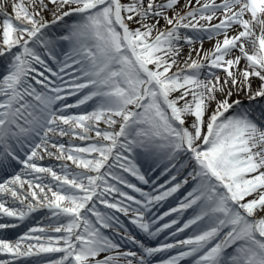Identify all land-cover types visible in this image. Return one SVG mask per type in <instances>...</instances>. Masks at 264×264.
<instances>
[{
  "label": "snow or ice",
  "instance_id": "obj_1",
  "mask_svg": "<svg viewBox=\"0 0 264 264\" xmlns=\"http://www.w3.org/2000/svg\"><path fill=\"white\" fill-rule=\"evenodd\" d=\"M0 172V264H264V0H0Z\"/></svg>",
  "mask_w": 264,
  "mask_h": 264
},
{
  "label": "rangeland",
  "instance_id": "obj_2",
  "mask_svg": "<svg viewBox=\"0 0 264 264\" xmlns=\"http://www.w3.org/2000/svg\"><path fill=\"white\" fill-rule=\"evenodd\" d=\"M186 51H187V49H186ZM70 102H72V101H70ZM63 139L66 141L68 138L65 137ZM74 143L82 144L83 142L74 141ZM41 163L44 166H54L55 167L59 162L55 161L54 158L45 157L44 160L41 161ZM8 174L9 175L10 174H14V172L11 170L10 173H8ZM5 178H7L6 175H4L3 179H5ZM144 187H145V190H148V186H144ZM169 206H174V201L170 200L168 203L162 204L159 207H160L161 211H166ZM98 208L101 211L105 210L103 205H99L98 204ZM49 216H50V214L47 212V210H41V211H39L37 213L32 214V216L29 217V219L27 221L22 222L20 227L14 228V229L0 230V234L5 235L9 239H15L18 235H21L23 232L27 231V229L29 227H33V226L46 227V226H48V224L50 223V220L48 219ZM121 218L124 219L123 216H121ZM6 220L10 221L11 218L0 217V222H5ZM165 222H167V219L165 220ZM165 236H167V230L157 240H152L151 244L154 246L156 243H158L160 241H163L165 239ZM169 242H171V239H169ZM6 258L7 257L0 256V259H6ZM159 258H160V255H157V259H159ZM154 264H155V261H154Z\"/></svg>",
  "mask_w": 264,
  "mask_h": 264
},
{
  "label": "bare ground",
  "instance_id": "obj_3",
  "mask_svg": "<svg viewBox=\"0 0 264 264\" xmlns=\"http://www.w3.org/2000/svg\"><path fill=\"white\" fill-rule=\"evenodd\" d=\"M182 2H183V0H182ZM9 11H10V8H9ZM212 45H211V42H205V44H204V47H205V49H207V48H210ZM161 183L163 182V179H161V181H160ZM19 236V235H18ZM17 236V237H18ZM159 255V254H158Z\"/></svg>",
  "mask_w": 264,
  "mask_h": 264
}]
</instances>
